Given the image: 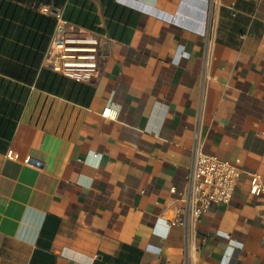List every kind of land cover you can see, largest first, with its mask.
Instances as JSON below:
<instances>
[{"label": "crops", "instance_id": "crops-1", "mask_svg": "<svg viewBox=\"0 0 264 264\" xmlns=\"http://www.w3.org/2000/svg\"><path fill=\"white\" fill-rule=\"evenodd\" d=\"M45 6L98 34L97 75L52 65ZM196 146L242 168L198 219ZM255 172L264 0H0V264H264Z\"/></svg>", "mask_w": 264, "mask_h": 264}, {"label": "built area", "instance_id": "built-area-1", "mask_svg": "<svg viewBox=\"0 0 264 264\" xmlns=\"http://www.w3.org/2000/svg\"><path fill=\"white\" fill-rule=\"evenodd\" d=\"M46 12L54 13L49 6ZM57 16L58 27L50 50V59L54 67L64 74L77 79L92 77L99 73L102 57L101 43L98 34L74 32L66 29L67 20L61 12ZM193 162L188 173L189 197L188 212L200 217L215 203H229L235 193L242 168L222 159L214 153L203 151L196 146L193 149ZM8 157L19 159V154L10 149ZM25 162L40 165V161L28 156ZM251 193H264V182L260 173L255 172L251 179ZM184 221H172L173 224Z\"/></svg>", "mask_w": 264, "mask_h": 264}, {"label": "water", "instance_id": "water-1", "mask_svg": "<svg viewBox=\"0 0 264 264\" xmlns=\"http://www.w3.org/2000/svg\"><path fill=\"white\" fill-rule=\"evenodd\" d=\"M56 11V10H55Z\"/></svg>", "mask_w": 264, "mask_h": 264}]
</instances>
